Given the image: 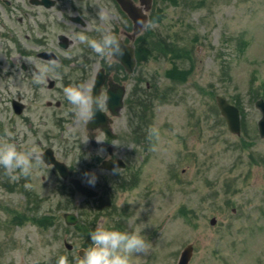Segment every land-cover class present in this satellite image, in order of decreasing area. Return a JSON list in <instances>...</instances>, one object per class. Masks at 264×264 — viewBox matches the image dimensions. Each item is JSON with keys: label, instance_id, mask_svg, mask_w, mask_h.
<instances>
[{"label": "rangeland", "instance_id": "374dc122", "mask_svg": "<svg viewBox=\"0 0 264 264\" xmlns=\"http://www.w3.org/2000/svg\"><path fill=\"white\" fill-rule=\"evenodd\" d=\"M2 5L0 12L14 28L15 15H6ZM150 14L136 40L146 59L134 72L138 136L135 145L129 139V168L103 179L92 171L97 177L92 186L99 191L92 200L39 161L29 177L16 182L0 168V264H58L62 257L67 264H80L83 249L92 243L88 234L112 225L143 229L150 250L132 254L130 264H176L189 243V264H264V138L257 132L260 112L254 106L264 99V0H153ZM155 14L159 20L151 22ZM6 46L14 42L0 38V64ZM169 69L189 72L171 80L165 74ZM7 77L0 84L15 95L16 71ZM217 94L236 105L239 101L244 124L239 136L227 130ZM4 95L0 90V98ZM122 116L120 126L131 119L127 109ZM0 121L7 132L0 143L37 147L39 137L17 118L4 119L0 111ZM70 122V130L67 123H54L49 130L55 145L70 148L63 158L82 176L86 141L72 136L84 119ZM152 127L158 137L149 136ZM127 134L117 143L127 144ZM66 211L77 214L75 225L64 223ZM35 215L49 224L32 223ZM21 216L26 219L17 224ZM212 217L216 221L210 224ZM64 242L73 248L66 249Z\"/></svg>", "mask_w": 264, "mask_h": 264}, {"label": "flooded vegetation", "instance_id": "af4514ba", "mask_svg": "<svg viewBox=\"0 0 264 264\" xmlns=\"http://www.w3.org/2000/svg\"><path fill=\"white\" fill-rule=\"evenodd\" d=\"M0 2L6 8V15L12 14L16 18L13 28L4 17V12H0V38L13 40L15 43L12 50L7 46L3 48L0 83L10 73L14 71L17 73L15 95L6 94L12 90L6 83L3 86L0 84V90L5 93L4 97L0 98V111L4 119L14 121L17 118L21 125L31 131V135L39 137L36 138V143L42 158L38 161L44 167L53 169V166L46 164V158L53 156L62 161L64 154L71 151L68 146L55 145L54 135L49 130L50 125L67 123L70 130L72 125L70 121L76 122L80 119L72 111L64 96V87L82 83L93 95L96 75L102 69L104 80L98 87L97 96L107 98V91L112 82L124 87L122 110L126 107L133 109L136 103L134 74L127 73L113 58L109 60L100 57L86 44L73 42V38L80 33H86L91 38L99 39L103 32H111L119 39L123 35L122 41L127 44L128 38L124 33L131 30V21L121 12L116 0H0ZM101 14H107L108 19H101ZM40 69L48 71L43 73V82L36 84L34 78ZM112 91L115 94L118 92L117 88H113ZM114 101H117V98ZM62 104L65 105L64 108H60ZM122 110L120 115L113 117L106 109L105 103L101 108L103 112L101 123L89 127V120L83 118L80 132L72 136L76 140L86 141V144H83L85 152L82 155L86 160L83 162L81 159L80 166V171L85 177L92 171H98L101 174L98 177L103 179L105 173L113 175L121 171L117 169L109 172L102 169L101 164L104 160L125 157L127 151H132L133 146L129 141L127 144L117 143L126 132L130 138L134 131V122L130 118H127V123L124 119L120 126L119 120L124 115ZM45 126L47 128H44ZM3 127L4 122L0 121V137L7 140L3 138L7 135ZM104 128L111 129L116 137L110 139ZM16 144L19 147L18 143ZM126 160L128 163V159ZM124 162L126 163L125 160ZM66 163L71 166L70 163Z\"/></svg>", "mask_w": 264, "mask_h": 264}, {"label": "clouds", "instance_id": "9594fccd", "mask_svg": "<svg viewBox=\"0 0 264 264\" xmlns=\"http://www.w3.org/2000/svg\"><path fill=\"white\" fill-rule=\"evenodd\" d=\"M101 19L107 20V14H101ZM79 41L86 44L97 55L107 59L113 56L123 55L124 49L117 35L111 32H103L99 39L91 38L86 33H80L73 38V42ZM59 67V65H55ZM48 69H40L35 75L34 83L43 82V73ZM63 94L72 107V111L78 116L88 119L94 118L95 112L103 108L106 97L93 96L91 90L85 84H74L63 88ZM150 137H158L159 131L155 127L149 129ZM42 158V154L35 146L26 150H20L14 143H0V168L9 176L11 182H16L21 177H29L32 174L34 161ZM88 175V183L95 184V173ZM30 188V184H25ZM132 203V202H129ZM141 231L121 230L115 225L110 227L100 226L91 231V246L83 249L84 254L80 264H130L132 254H146L150 250L149 242ZM58 264H67L62 257Z\"/></svg>", "mask_w": 264, "mask_h": 264}, {"label": "water", "instance_id": "95a60500", "mask_svg": "<svg viewBox=\"0 0 264 264\" xmlns=\"http://www.w3.org/2000/svg\"><path fill=\"white\" fill-rule=\"evenodd\" d=\"M142 8L136 6L133 4L131 0H119V2L122 5V8L129 14V16L134 20V34L139 32L143 26L145 25L147 15L145 11L149 10L152 4V0H139ZM133 34V35H134ZM102 78V74H99L97 80H100ZM218 105L221 109V113L226 118L228 128L233 132H239V112L236 107L229 104L225 98L218 96L217 97ZM257 106L260 107L264 114V104L261 100H259L257 103ZM259 128L261 135H264V116L262 120L259 122ZM77 187L81 189V187L77 184ZM66 222L67 223H74L75 222V216L74 215H66ZM192 252V246L188 245L184 248V250L181 252L179 261L177 264H188L189 259L191 257Z\"/></svg>", "mask_w": 264, "mask_h": 264}, {"label": "trees", "instance_id": "16d2710c", "mask_svg": "<svg viewBox=\"0 0 264 264\" xmlns=\"http://www.w3.org/2000/svg\"><path fill=\"white\" fill-rule=\"evenodd\" d=\"M152 19H154V20H159V17H158L157 14H155V15L152 16ZM25 219H26L25 216L18 217L17 222H18V223H22ZM38 223H39V224H42L41 222H38Z\"/></svg>", "mask_w": 264, "mask_h": 264}]
</instances>
